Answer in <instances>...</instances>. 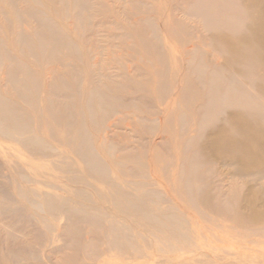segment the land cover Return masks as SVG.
<instances>
[{
  "label": "rangeland",
  "instance_id": "374dc122",
  "mask_svg": "<svg viewBox=\"0 0 264 264\" xmlns=\"http://www.w3.org/2000/svg\"><path fill=\"white\" fill-rule=\"evenodd\" d=\"M202 1L74 0L72 9L68 0H0V264L213 260L206 238L204 256L190 250L201 245L191 218L236 245L245 239L242 229L220 226L230 221L197 204L205 181L225 189L248 182L218 162L206 179L208 166L194 163L197 133L191 113L204 98L188 102L178 92L182 77L193 74L187 51L206 33L197 13L188 12ZM25 3L32 8L23 12ZM38 17L47 30L31 37L38 39L30 43L33 49L24 39L14 43L19 32L33 35ZM61 33L69 49L53 40ZM144 42L157 56L147 53ZM194 53V60H223L207 46ZM159 70L166 79L160 85L163 97ZM100 102L131 106L139 115L117 119L104 142L110 119ZM149 106L157 113L150 115ZM163 111L172 112L166 123L158 119ZM186 139L193 141L185 149ZM256 183L264 187V178ZM120 197L126 200L120 210L138 214L149 210L150 202L156 210L150 212V225L165 220L167 205L183 210L189 238L180 219L165 233L152 232L115 207ZM249 245L256 250L241 254L235 264H259L255 255L264 244Z\"/></svg>",
  "mask_w": 264,
  "mask_h": 264
},
{
  "label": "bare ground",
  "instance_id": "6f19581e",
  "mask_svg": "<svg viewBox=\"0 0 264 264\" xmlns=\"http://www.w3.org/2000/svg\"><path fill=\"white\" fill-rule=\"evenodd\" d=\"M61 1L63 2L59 0ZM68 1L74 9V0ZM46 2L50 3V0ZM25 5L23 12L32 8L26 3ZM196 7H190L188 12L197 13L199 22L206 33L199 35L195 46L187 51L190 53L187 55L189 57L187 68L190 67L193 74H185L182 77V85L178 92V96L184 97L188 102L204 98V103L193 108L191 113L192 119L194 117L196 119L195 131L197 133L194 136L197 143L193 148L194 163L208 166L202 175L206 179L213 175L211 166L218 162L229 166L241 179L248 180L241 186L232 184L226 189L220 186L214 187L205 181L204 189L197 196V204L201 210H207L223 218V221H230V225L220 224V226L242 229L246 232V236L236 245L219 236L213 227L210 231H206L203 226L197 227L196 220L191 218L193 232L201 245L198 248L191 247L190 250L199 256H204L202 240L206 238L209 240L208 247H210V252L212 251L213 260L193 258L189 261H182L159 258L150 264H235L241 254L247 256L251 253L250 251L256 250L249 244H264V187L256 183L260 178H264V0H204ZM12 9L18 16L20 11L17 12L14 7ZM76 20L78 25L79 19ZM142 20L143 18H140L138 21ZM40 21L41 18L38 17L35 21L37 24H35L33 35L19 32L13 42L20 45L24 39L27 48L33 49L30 43L38 39L32 41L31 37L35 36L34 34L39 29L47 30ZM50 30L53 33L55 28L51 27ZM54 38L53 40L59 43L60 47L69 49L67 47L69 43L64 34H56ZM143 46L149 55L157 56V53L152 51L153 49L149 48L146 42ZM205 46L213 55L217 54L222 57V62L211 63L209 59L201 58L194 60L196 56L194 51ZM40 47L38 46V50ZM159 67L160 64L157 68ZM157 74L158 95L163 97L160 85L162 87L166 79L162 71L159 70ZM196 83L202 87L200 91L195 86ZM141 88H143L142 84ZM103 104H106L107 115L110 119L103 136L105 142L109 141L113 123L117 119L139 114L131 106L112 107L109 103ZM152 107L149 106L150 115L157 113ZM170 111L161 113L162 116L158 117L160 123L167 122V117L173 112ZM145 112L148 111L145 110ZM182 115L181 112L178 117L182 119ZM104 117V114H101L100 118ZM166 125H168L166 128L170 130V125ZM192 139L184 140L182 146L186 149L187 145L193 141ZM142 194L145 193L142 192ZM124 201L126 200L120 197L118 200L120 203L115 202V207H123ZM145 202L141 201L138 204L146 206ZM146 204L149 210H144L143 214L125 208L123 210L118 208V210L140 220L141 225L151 228L154 233H165V228L173 226L180 219L187 224V231L184 235L188 234V223L183 210L180 212L175 206L167 205L163 208L165 220L150 225L148 219L154 215L150 213L154 209L150 208V202ZM144 206L137 205L136 207L139 208L137 210H143ZM166 237L172 238L174 235L168 234ZM57 238L55 236V240H59ZM188 238L184 239L187 241ZM217 240L227 241L229 244L226 246L212 245V242ZM259 250L260 254L255 257L260 258L259 264H264V250ZM218 260H224V262L217 263Z\"/></svg>",
  "mask_w": 264,
  "mask_h": 264
}]
</instances>
